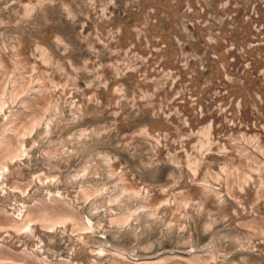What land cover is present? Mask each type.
I'll list each match as a JSON object with an SVG mask.
<instances>
[{"label":"bare ground","instance_id":"bare-ground-1","mask_svg":"<svg viewBox=\"0 0 264 264\" xmlns=\"http://www.w3.org/2000/svg\"><path fill=\"white\" fill-rule=\"evenodd\" d=\"M0 1L23 15L44 7L66 9L73 3ZM126 5L123 23L114 24L115 15L106 23L116 27L111 34L93 35L100 43L97 53L115 54L117 61L112 69L96 61L94 70L100 72L93 90H78L75 81H64L63 62L56 52L68 50L64 38L53 31V19L45 16L40 42L26 40L22 22H15L16 34L0 35V190H9L19 209L13 215L0 200V264H251L250 256L263 264L264 0H128ZM206 53L211 56L208 73L198 63ZM128 55L134 57V66L123 62L121 56ZM12 69L15 75L10 80ZM108 79L114 88H106ZM29 80L36 84L30 92L25 87ZM128 85L132 94L125 93ZM183 87L187 94L182 96ZM169 98L179 113L165 111ZM62 102L75 107V113H66ZM82 108H90L91 149L95 142L91 134L105 133L109 138L114 132L118 149L134 139L151 151L149 161L140 166L150 165L155 152L158 157L166 149L177 168L172 170L182 175L180 183H174L178 192L171 195L165 183H139L118 156L92 150L79 179L116 188L88 207L92 217L103 213L96 223L102 239L95 238L90 220L78 208L89 197L98 198L102 190L85 183L77 192L63 194L50 168L31 176L21 168L34 151L49 164L68 145L79 148L83 141L78 139L88 136L77 129ZM126 111L133 118L147 115L149 121L132 134L118 136L116 130L129 121ZM54 132L63 134L57 142H51ZM33 180L48 189L46 196L35 194L30 201ZM194 206L199 207L196 212ZM210 210L223 212L227 231L197 249L173 256L169 251L144 255L121 241L126 234L140 249H150L172 228L184 230L190 217L195 223ZM164 218L166 230L156 236V223ZM55 228L70 238L65 259L28 238L34 236L41 244ZM232 244L241 245V251L230 252ZM245 251L251 254L235 259Z\"/></svg>","mask_w":264,"mask_h":264},{"label":"rangeland","instance_id":"rangeland-1","mask_svg":"<svg viewBox=\"0 0 264 264\" xmlns=\"http://www.w3.org/2000/svg\"><path fill=\"white\" fill-rule=\"evenodd\" d=\"M65 1H71L73 2L72 5L68 6V8H60L59 9H50L44 7L43 9H35L31 10L30 14L23 15L22 13H19L16 9H10L5 8L4 2L0 1V21H4L3 23H0V35L2 32H9L11 34H16L18 29H15L17 25L16 23L22 22V29L26 35V40L30 38V42H40L42 41L39 39V35L42 33V31L45 28V16L47 18L53 19L52 25H53V31L56 35H61L62 38L65 40V47L68 50L66 53L63 52L60 53V51L56 52V55L59 56L61 61L63 62L62 70L66 73V80L68 83H71L72 81L76 82V88L78 90L80 89H90L93 90L95 86V80L97 79L96 74L97 70H94L96 67L97 62L100 61L106 68L111 65V68L114 67L116 61L115 54L111 55H104L102 51H99L97 53V47L100 46V43L98 41L94 40L93 35L94 33H102L103 38L107 35L111 34L116 27L115 26H106V23H109L113 20L112 16L117 17V21H115L114 24L120 23V20L125 21V18L127 16L126 9V1L128 0H65ZM137 6L130 5V9L137 11ZM71 10L72 12H70ZM45 13V15H44ZM112 18L111 20H109ZM21 19V20H19ZM19 20V21H17ZM57 21V22H56ZM60 23L61 26H56L57 23ZM169 23V21H168ZM129 24V23H128ZM167 24V22H166ZM19 28V26H18ZM20 29L19 31H22ZM190 31H193L190 27ZM80 33L81 38L77 37L75 34ZM1 39V38H0ZM146 38L144 37V40ZM2 40V39H1ZM192 40V39H191ZM46 41V40H45ZM49 46L54 48L55 46L48 41L46 42ZM29 44V43H28ZM138 57V56H137ZM97 58V59H96ZM123 58V62L126 65L132 64L134 66L135 63L134 57L128 55V56H121ZM203 60L198 59V63L200 66H205L203 69L204 73H208L210 64H208L207 60L211 58L210 54L206 53L203 57ZM49 64L55 68V71L58 69L57 65L50 61ZM10 80L11 77L15 75L14 70L10 72ZM115 74V73H114ZM123 78V76H122ZM17 84V83H15ZM113 81L108 79V83L106 88L111 89L114 88L112 86ZM36 84L33 80H29V83L25 86L27 90L30 92L33 87H35ZM11 90V89H10ZM184 87L181 89V95L187 94V92H184ZM184 92V93H183ZM126 94H132V90L130 88V85H128L125 89ZM165 93V91H164ZM163 93V95H164ZM5 97H9L8 93L4 94ZM162 95V96H163ZM73 100H71L72 102ZM68 102V101H67ZM14 105H17V102L14 103ZM61 105H63L64 111L70 115L75 113V107H70V104H67L66 102H62ZM82 115H81V123L80 126L77 127L78 130L83 129L86 132H88V136H82L78 139V141H83V143L79 146L77 149H71V146L68 145L65 150H60L59 153V159L57 161H54L53 163L50 162L49 164L46 163L42 155L38 154L37 152H33V155L31 156V160L27 165H24L21 167L23 169L24 174H30L28 176H31V174H34L39 171H46L48 168L51 170V174L55 175L57 180V187L59 190L62 191L63 194H68L69 192H77L78 190L82 189L86 183L85 180L82 178L79 179L78 175L82 173V165L88 161V157L90 156V152L92 150L97 151L101 149H105L107 152L112 154L114 157L118 156L120 159V162L126 166L129 170H132L134 172L135 177L140 182H144L146 184H153L155 186H158L161 183L167 184L168 188L166 190V193H169L171 195H174L176 192H178V186L174 185L176 181L182 180V175L179 174L177 171L172 170L173 167L176 168V165L172 162L170 159V155L168 151L165 149L163 151L162 155H156L153 157L152 163L147 166H140L139 162L146 163L151 158V151L147 149V146L141 142V144H136L132 142L133 140H128L129 145L123 146L122 149H118L116 145V141L114 136V132H111V135L109 138L105 136V133L94 135L95 142L92 144L94 149L90 148V108H82ZM158 111H160V108H158ZM165 111L166 112H178L171 106V98L166 100L165 104ZM161 112V111H160ZM179 113V112H178ZM126 114L128 115V123H126V126L123 128H120L119 130H116L117 135L126 136L129 134H132L133 132H136L140 130L142 125H145L149 121V116L147 115H141L139 117L133 118L132 112L126 111ZM172 117V114H171ZM177 118V116L175 117ZM47 119V118H46ZM178 119V118H177ZM106 120L110 121V117H107ZM181 120V119H178ZM105 119L102 120L104 122ZM61 123L55 127L57 130ZM43 126V125H42ZM110 125L108 127L111 128ZM42 131V130H41ZM115 132V133H116ZM72 133V132H70ZM63 136V134L55 133L52 135L51 142H57V138L59 136ZM97 136V137H96ZM139 141L136 138V142ZM142 141V139H141ZM115 146L113 149L112 147ZM116 150V151H115ZM73 151V152H72ZM148 152V153H147ZM93 153V152H92ZM156 160L159 162L157 163ZM177 170V168H176ZM76 174V178L71 179L72 175ZM92 184L95 188H98V190H102L101 195L98 198H92L90 197L85 200L83 203H85L84 207L79 205V210L81 212V216H84L85 220L86 218L90 220L92 225V233L95 236V238H100L102 236V233L100 232V229L97 228V221L102 219L103 213H101L99 216H91L90 211L88 210L89 204H91L96 199L101 198H107L108 195H111L113 192L116 191V188L111 186L110 184L106 183L101 186L97 185L99 181H88L86 184ZM33 192L32 194H29V200L31 201L32 198L36 195L40 196H46L47 187H42L40 184L37 183V180H33ZM99 186V187H98ZM105 195L103 196V194ZM103 196V197H102ZM5 197V198H4ZM171 198V197H170ZM0 200L3 204H6L9 209L10 213L15 215L18 212V206L15 202V199L13 195L10 193L9 190H5L4 192H1L0 190ZM74 201L75 204H80L78 202L79 200ZM199 207L194 206L193 211H197ZM18 209V210H17ZM224 210L226 208H223ZM103 212H105L103 210ZM223 212L221 214L215 213V211L210 210V214H205L202 217H200L196 222L194 223L192 220L193 217H190V221H188L187 228L184 230H175L172 228L167 235L161 236V242L158 244H154L150 249H140V246L135 245L134 241L131 239L128 235H122L121 241L123 244L127 245V247H132L135 250L137 249L139 254L144 255H151L153 253L157 252H164L169 251L170 256L180 254L182 251H187L192 248H198L202 245H204L210 237H214L213 239L216 240L221 234L225 233L227 231V225L226 219L222 217ZM207 219L209 221L207 222ZM106 219H104L105 221ZM104 221H101L104 222ZM165 222L166 219H162V221H158L156 223V229H155V235L160 236L162 232H165ZM106 223V222H104ZM31 226V225H30ZM28 236V235H27ZM28 238L33 242L34 245H40V248L43 250H46V248H50L51 250L58 251L63 259L67 257V251L70 244V238L68 234L63 233L59 230V228H55L52 232H49L48 238L47 236L42 238V243L40 244V239H37L34 236H28ZM52 240V246L48 247L49 244L48 241ZM145 243L147 241L145 240ZM223 246V245H222ZM232 250L233 254L236 253V251H241V245L238 244H232L229 246ZM244 252V251H242ZM251 254L250 251L248 253H239L235 255V259H238L241 261V259L245 255ZM248 262L251 264H260L258 261L255 260L253 256H250L248 258ZM264 264V262H263Z\"/></svg>","mask_w":264,"mask_h":264}]
</instances>
